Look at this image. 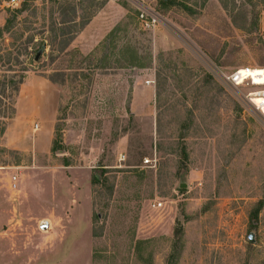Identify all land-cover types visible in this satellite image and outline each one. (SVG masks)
<instances>
[{"label":"rangeland","instance_id":"obj_1","mask_svg":"<svg viewBox=\"0 0 264 264\" xmlns=\"http://www.w3.org/2000/svg\"><path fill=\"white\" fill-rule=\"evenodd\" d=\"M174 1L0 0V264H264V0Z\"/></svg>","mask_w":264,"mask_h":264},{"label":"built area","instance_id":"obj_2","mask_svg":"<svg viewBox=\"0 0 264 264\" xmlns=\"http://www.w3.org/2000/svg\"><path fill=\"white\" fill-rule=\"evenodd\" d=\"M14 2L16 0H13ZM140 19L142 21V24L145 28L150 29L151 27L155 26L157 22L159 21V16L157 14H153L150 18L145 17V14L140 15ZM247 76L242 75L241 72H237L234 74L231 78L232 83L239 85L240 82L242 84L247 80ZM264 86V85H262ZM257 109L262 110V114L264 115V103L262 105L255 104ZM36 129H38V126H36ZM16 179V178H15ZM16 184H14L15 186Z\"/></svg>","mask_w":264,"mask_h":264},{"label":"bare ground","instance_id":"obj_3","mask_svg":"<svg viewBox=\"0 0 264 264\" xmlns=\"http://www.w3.org/2000/svg\"><path fill=\"white\" fill-rule=\"evenodd\" d=\"M242 75H246L248 79H250L253 85L262 86L264 85V71L253 69L248 70L244 69L240 71ZM239 84H242L240 82ZM254 99L252 100L254 104L262 105L264 103V97L262 95H253ZM256 99V100H255Z\"/></svg>","mask_w":264,"mask_h":264},{"label":"trees","instance_id":"obj_4","mask_svg":"<svg viewBox=\"0 0 264 264\" xmlns=\"http://www.w3.org/2000/svg\"><path fill=\"white\" fill-rule=\"evenodd\" d=\"M161 2L164 4V5H166V4H168V5H178V3H176L174 0H172V2L170 1V0H161ZM183 8H185V9H187L185 6H182ZM225 8H226V6H225ZM188 10V9H187ZM10 23V21H8V24ZM62 25H65V23L63 22V23H61ZM6 28H8V25L6 26ZM66 42V41H65ZM65 45H66V47L67 46H69V42H66L65 43ZM6 78V77H5ZM50 81L51 82H53V83H57V81H55L54 79H52V78H50ZM23 84V81L21 80V82H19V84H18V89H19V87L21 86ZM5 133H6V128L4 127V128H2V130L0 131V137H4L5 136ZM59 136V138L61 137V135H58ZM58 138V137H57ZM58 140V139H57ZM55 141V142H53V151H55V152H57V151H60L61 149H62V146L60 145V142H58V141ZM186 154H185V152H184V160L185 159H187L186 158ZM186 161V160H185Z\"/></svg>","mask_w":264,"mask_h":264},{"label":"crops","instance_id":"obj_5","mask_svg":"<svg viewBox=\"0 0 264 264\" xmlns=\"http://www.w3.org/2000/svg\"><path fill=\"white\" fill-rule=\"evenodd\" d=\"M14 125H15V120H13V122H11L8 127H7V130H6V133H5V145L6 147H11L10 145V136L11 134H13V130H14ZM12 149V148H11Z\"/></svg>","mask_w":264,"mask_h":264},{"label":"water","instance_id":"obj_6","mask_svg":"<svg viewBox=\"0 0 264 264\" xmlns=\"http://www.w3.org/2000/svg\"><path fill=\"white\" fill-rule=\"evenodd\" d=\"M44 51H45V47H43L42 49H40V51L38 52V54H37V56L35 58L36 61H38L40 59V57L42 56V54L44 53ZM181 188L182 189H185V188H187V185L186 184H182L181 185ZM48 227H49L48 223L43 224V229L44 230L48 229ZM249 240H250V242H254L253 235L252 234L250 235Z\"/></svg>","mask_w":264,"mask_h":264}]
</instances>
